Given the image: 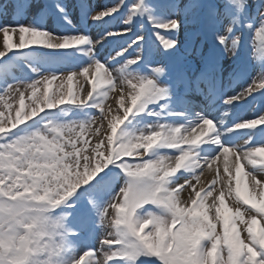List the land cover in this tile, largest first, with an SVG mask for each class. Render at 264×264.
<instances>
[{
	"label": "snow or ice",
	"instance_id": "snow-or-ice-1",
	"mask_svg": "<svg viewBox=\"0 0 264 264\" xmlns=\"http://www.w3.org/2000/svg\"><path fill=\"white\" fill-rule=\"evenodd\" d=\"M76 7L0 0V264H264V0Z\"/></svg>",
	"mask_w": 264,
	"mask_h": 264
},
{
	"label": "rangeland",
	"instance_id": "rangeland-1",
	"mask_svg": "<svg viewBox=\"0 0 264 264\" xmlns=\"http://www.w3.org/2000/svg\"><path fill=\"white\" fill-rule=\"evenodd\" d=\"M32 2H33V4L35 5V4H39V2H40V0H32ZM101 8H103V4L101 5V4H98L97 5V8H95L97 11L98 10H100ZM33 11H35V9H33ZM72 18V20H73V22H76V19H75V17L74 16H72L71 17ZM31 19V16H29V20ZM7 20L8 21H11L12 20V18L11 17H8L7 18ZM28 21H25V23H27ZM3 23H5V18L4 17H0V24H3ZM102 25V24H101ZM100 24H95V26H94V28L92 29V31L91 32H88V34L93 38V39H100V37H101V35H102V30H101V28L99 27V26H101ZM46 26H47V28L50 30V31H55L57 34H60L61 32H63V31H71L70 29H65V28H60V27H58V25H56L51 19H48L47 20V22H46ZM77 29H79L78 28V26L76 27ZM181 39H183V33H181V37H180ZM108 39H106L104 42H103V44L102 45H104V43L107 41ZM16 41V37H13V40L12 41H10V42H15ZM2 42H3V35H2V33H0V49H2ZM124 43V41L120 38L119 39V41H118V45H117V48H118V46L120 45V44H123ZM102 45H97V47H96V53H97V49L98 48H100ZM15 51V50H14ZM9 55H11V53H9ZM98 58L99 59H101V57L100 56H98ZM101 61L103 62V61H105V60H102L101 59ZM78 70V69H77ZM258 71V68L256 69V71H254L253 72V75H256V72ZM78 79L81 81V82H85V78L84 77H78ZM57 84H58V82H54V84H53V86H52V91H55V89H56V87H57ZM246 85L244 84V87H245ZM90 87V86H89ZM243 87V88H244ZM67 90V85L65 84V91ZM243 90V89H242ZM242 90H237V91H235V92H240V91H242ZM231 94H234V93H231ZM257 96V98H256V102H255V104H254V106L252 107V109L249 111L250 112V114H248V117H245V118H239V116H238V118L236 119V120H240V119H252V118H256L259 114H261V113H264V97H261V96H259L258 94L256 95ZM112 101L111 100H109L108 101V103H111ZM25 103H26V105H27V103H28V100L26 99V101H25ZM263 104V105H262ZM237 105H240V103L239 104H237ZM17 107H18V105H16ZM27 110V109H26ZM46 111H48L47 109H46ZM14 111H13V116H14ZM41 114H43V113H41ZM98 114V113H97ZM256 116V117H255ZM259 127H264V125H260V126H258V128ZM244 131H247V130H244ZM243 139H241V140H239V143H241V144H243ZM259 146V145H258ZM129 159H131V158H129ZM213 179V175L210 173V172H208L207 170L205 171V173H204V175L201 177V181L203 182V184H207L208 182H210L211 180ZM181 182H183V181H181ZM193 182H195V181H193ZM201 185H198L197 187H200ZM242 189H243V185H242ZM99 237L97 238V241H96V243H95V247H99Z\"/></svg>",
	"mask_w": 264,
	"mask_h": 264
},
{
	"label": "bare ground",
	"instance_id": "bare-ground-1",
	"mask_svg": "<svg viewBox=\"0 0 264 264\" xmlns=\"http://www.w3.org/2000/svg\"><path fill=\"white\" fill-rule=\"evenodd\" d=\"M231 159V158H230Z\"/></svg>",
	"mask_w": 264,
	"mask_h": 264
}]
</instances>
